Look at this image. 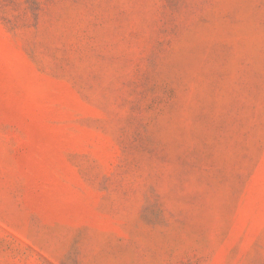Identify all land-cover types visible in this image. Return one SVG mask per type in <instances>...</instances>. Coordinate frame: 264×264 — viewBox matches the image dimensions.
<instances>
[{
	"label": "rangeland",
	"instance_id": "rangeland-1",
	"mask_svg": "<svg viewBox=\"0 0 264 264\" xmlns=\"http://www.w3.org/2000/svg\"><path fill=\"white\" fill-rule=\"evenodd\" d=\"M0 264H264V0H0Z\"/></svg>",
	"mask_w": 264,
	"mask_h": 264
}]
</instances>
